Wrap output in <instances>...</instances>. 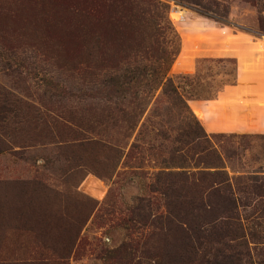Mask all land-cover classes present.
<instances>
[{"label": "rangeland", "instance_id": "374dc122", "mask_svg": "<svg viewBox=\"0 0 264 264\" xmlns=\"http://www.w3.org/2000/svg\"><path fill=\"white\" fill-rule=\"evenodd\" d=\"M262 87L264 0H0V264H264Z\"/></svg>", "mask_w": 264, "mask_h": 264}, {"label": "trees", "instance_id": "16d2710c", "mask_svg": "<svg viewBox=\"0 0 264 264\" xmlns=\"http://www.w3.org/2000/svg\"><path fill=\"white\" fill-rule=\"evenodd\" d=\"M151 51L154 55V59L159 60L158 55L160 54V52L157 49H153ZM234 63L236 64L235 61H234ZM166 76H167V73L164 72L161 77H158L155 80L153 91H156V90L161 88L162 89L161 90V97L163 100H166L167 102L172 103L173 108L174 107L176 108L178 106H180V107L183 106L185 110L190 112V110L187 107L186 102L183 99L182 95L180 94L177 86L175 85V83L173 82V80L171 78L166 77ZM231 86H233V87L236 86V81L233 82L231 84ZM150 102H151V99L149 101V104H150ZM193 134L196 135L195 133H193ZM186 136L190 137V133H186ZM204 136H203V138H204ZM195 138L197 140H193V141L189 140L187 138L188 141L186 143V146L190 147V149L193 150V152H189L190 155H185L184 158H182V161H179L180 162L179 165H177L180 169H183L184 172L182 171L183 173H181L179 175L176 174V176H177V178L181 177V179H179V182L184 185L183 188H186L187 192L190 188L189 183H187L189 175H190V172L188 171V169H190L191 167H193V169L198 170V169H200V166H202V171H198V172H200V173L202 172L201 176H203L204 179H207L208 177H212V176L213 177H219V178H220V176H227V173H225V171H222L224 168L223 165L221 163L218 164V160H220V156L217 153V151H215L213 149V152L210 155L208 152H205L206 150L203 149L201 144H200L202 142V138L197 137V136H195ZM132 148H135V147H132ZM203 153H205V154L203 155ZM123 155H124L123 151H121V152L119 151V158H122ZM188 157H190V158H188ZM173 160H174V158L171 159L172 163H173ZM186 162H188L189 165L186 164ZM172 163H170V164H172ZM168 168L169 167H167V165H165V167H162L161 170L168 169ZM206 170H209V172H205ZM253 173L256 174V175H254V177H256L258 180L260 179V182H257V183H262L264 185V167L258 168L257 171H255ZM171 176H172V174H166L165 172H158V174L156 175V177H158L157 179H159V177H160V179H163L164 177H171ZM209 189L210 188H201V189L196 190L195 194H193L194 200L196 199V196L198 194L199 199L201 197L205 196L206 200H204V201H205V203L206 202L208 203V199L210 196ZM149 190L151 193H152V191L153 192L157 191V190H154L153 188H152V190L151 189H149ZM211 195H212V197H214L213 191L211 192ZM142 199H143V202L146 200L145 198H142ZM186 201H187V204L189 203V205H190L188 207H191L193 202L190 201L189 198H186ZM201 206H202V204H201ZM203 206H204V203H203ZM203 206H202V208H203ZM198 207H200V203L198 204ZM232 256H235V255L233 253H231L230 255L223 256V257L228 258V257H232Z\"/></svg>", "mask_w": 264, "mask_h": 264}, {"label": "crops", "instance_id": "0c3cea01", "mask_svg": "<svg viewBox=\"0 0 264 264\" xmlns=\"http://www.w3.org/2000/svg\"><path fill=\"white\" fill-rule=\"evenodd\" d=\"M239 84H240V81H239ZM237 85V86H235V87H233L234 89H239V87H240V85ZM263 89H264V87H262ZM247 97V96H246Z\"/></svg>", "mask_w": 264, "mask_h": 264}]
</instances>
